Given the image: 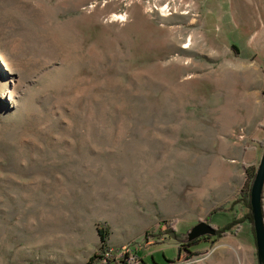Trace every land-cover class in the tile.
<instances>
[{"label":"rangeland","instance_id":"1","mask_svg":"<svg viewBox=\"0 0 264 264\" xmlns=\"http://www.w3.org/2000/svg\"><path fill=\"white\" fill-rule=\"evenodd\" d=\"M263 151L264 0H0V264H263Z\"/></svg>","mask_w":264,"mask_h":264},{"label":"water","instance_id":"2","mask_svg":"<svg viewBox=\"0 0 264 264\" xmlns=\"http://www.w3.org/2000/svg\"><path fill=\"white\" fill-rule=\"evenodd\" d=\"M264 185V151L250 188V207L254 228L255 245L259 260L264 264V218L262 210V190ZM216 227L206 220H199L187 232V240L191 241L203 235H215Z\"/></svg>","mask_w":264,"mask_h":264},{"label":"built area","instance_id":"3","mask_svg":"<svg viewBox=\"0 0 264 264\" xmlns=\"http://www.w3.org/2000/svg\"><path fill=\"white\" fill-rule=\"evenodd\" d=\"M100 256L96 264H141L142 262L135 242L125 243L119 248L104 246Z\"/></svg>","mask_w":264,"mask_h":264},{"label":"trees","instance_id":"4","mask_svg":"<svg viewBox=\"0 0 264 264\" xmlns=\"http://www.w3.org/2000/svg\"><path fill=\"white\" fill-rule=\"evenodd\" d=\"M252 177H253V175H252ZM250 188H251V187H249L248 191L245 192L246 195H247L246 205L249 207V210H250V212H249V214H247L246 218H247V219L249 220V222L252 224V213H251V207H250ZM205 220H206L207 222H209V221H208V218H206ZM172 223H173V222H172ZM231 224H232V222H228V223L225 224L224 226L219 227V228H216V235H215V236H221V235H223V234L225 233V231H228V229L231 227ZM251 228H252V232H253V234H254V228H253V225H252ZM170 229H171V230H170L171 233L174 234L175 229L172 228V227H170ZM97 233H98V236H99L100 241H101V248H100V250H101L104 246H106V241H107V238H108V235H109L108 227L105 226V225L98 227V229H97ZM206 237H210V236H206ZM197 241H198V239H194V240H192V241H188L186 235H184V238L182 239L183 245H185V247H187V246H191V245L197 243ZM97 255H98V254L96 253V254H93L92 256H90V258H89L90 263L93 262V260L96 258Z\"/></svg>","mask_w":264,"mask_h":264},{"label":"flooded vegetation","instance_id":"5","mask_svg":"<svg viewBox=\"0 0 264 264\" xmlns=\"http://www.w3.org/2000/svg\"><path fill=\"white\" fill-rule=\"evenodd\" d=\"M187 234V233H186ZM216 235V234H215ZM215 235H210V236H215ZM206 236H208V235H203V236H200V237H198V238H196V239H198V241H199V238H201V237H206ZM186 237H187V235H186ZM209 238V237H208ZM194 240V239H193ZM192 241V240H191ZM197 241V242H198ZM195 244H197V243H195ZM195 244H193V245H195ZM193 245H191V246H193Z\"/></svg>","mask_w":264,"mask_h":264},{"label":"crops","instance_id":"6","mask_svg":"<svg viewBox=\"0 0 264 264\" xmlns=\"http://www.w3.org/2000/svg\"><path fill=\"white\" fill-rule=\"evenodd\" d=\"M91 264H96V263L94 262V263H91ZM148 264H150V263H148Z\"/></svg>","mask_w":264,"mask_h":264},{"label":"bare ground","instance_id":"7","mask_svg":"<svg viewBox=\"0 0 264 264\" xmlns=\"http://www.w3.org/2000/svg\"><path fill=\"white\" fill-rule=\"evenodd\" d=\"M117 17V16H116Z\"/></svg>","mask_w":264,"mask_h":264}]
</instances>
